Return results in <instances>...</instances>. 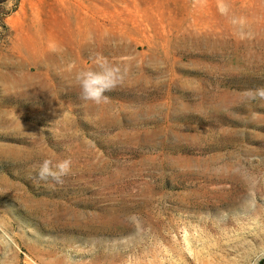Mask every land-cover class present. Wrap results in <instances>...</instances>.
Returning <instances> with one entry per match:
<instances>
[{
    "label": "rangeland",
    "instance_id": "obj_1",
    "mask_svg": "<svg viewBox=\"0 0 264 264\" xmlns=\"http://www.w3.org/2000/svg\"><path fill=\"white\" fill-rule=\"evenodd\" d=\"M1 16L0 264L264 259V0H0ZM97 54L124 73L100 104L75 81ZM46 158L71 159L62 183L36 179Z\"/></svg>",
    "mask_w": 264,
    "mask_h": 264
},
{
    "label": "clouds",
    "instance_id": "obj_2",
    "mask_svg": "<svg viewBox=\"0 0 264 264\" xmlns=\"http://www.w3.org/2000/svg\"><path fill=\"white\" fill-rule=\"evenodd\" d=\"M50 50L55 52L59 48L56 44H51ZM95 69H81L75 74V81L80 89V99L90 101L96 104L107 100L105 93L114 90L123 82L124 73L118 65L109 63L108 59L97 54L94 60ZM74 63L69 66L73 68ZM264 99V87L255 90L252 98ZM71 159H62L54 162L52 159H43L36 170V179L41 181L52 180L56 183H62V178L71 171ZM128 219L132 223H138V216L131 214Z\"/></svg>",
    "mask_w": 264,
    "mask_h": 264
},
{
    "label": "trees",
    "instance_id": "obj_3",
    "mask_svg": "<svg viewBox=\"0 0 264 264\" xmlns=\"http://www.w3.org/2000/svg\"><path fill=\"white\" fill-rule=\"evenodd\" d=\"M1 18H2V16L0 17V28L1 29H5V27H4V25H3L2 21H1ZM263 260L259 261L257 264H261Z\"/></svg>",
    "mask_w": 264,
    "mask_h": 264
}]
</instances>
